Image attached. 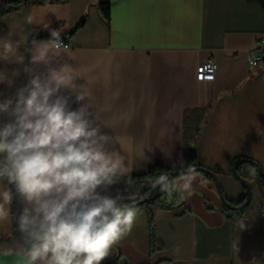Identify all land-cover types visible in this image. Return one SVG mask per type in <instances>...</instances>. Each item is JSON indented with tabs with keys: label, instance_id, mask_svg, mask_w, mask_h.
<instances>
[{
	"label": "crops",
	"instance_id": "1",
	"mask_svg": "<svg viewBox=\"0 0 264 264\" xmlns=\"http://www.w3.org/2000/svg\"><path fill=\"white\" fill-rule=\"evenodd\" d=\"M7 1L12 0H0V6ZM25 1L19 10H0V38L10 32L12 40L27 37L19 48L25 65L32 41L50 39L52 30L69 43L72 59L61 60L76 67L82 77L76 83L87 85L102 131L133 169L130 186L121 182L106 194L119 191L125 203L136 199L150 187L140 178L150 167H171L189 150L218 175L231 201L244 192L232 173L237 158L252 159L264 171V61L256 68L250 64L264 39V0ZM101 4H109L110 20ZM211 59L218 67L215 80L199 81L198 67ZM13 71L19 74L12 76ZM2 73L13 83H0V101L14 98L31 78L16 63L0 61ZM69 103L73 110L80 106L74 95ZM7 121L0 115V123ZM141 150L149 161L141 160ZM202 177L177 208L137 209L131 232L102 263L118 257L114 264H264V195L258 179L246 177L252 201L240 217L246 225L240 230L237 219L223 212L216 181ZM19 239L14 219L0 226V252ZM0 264L23 261L0 254Z\"/></svg>",
	"mask_w": 264,
	"mask_h": 264
},
{
	"label": "clouds",
	"instance_id": "2",
	"mask_svg": "<svg viewBox=\"0 0 264 264\" xmlns=\"http://www.w3.org/2000/svg\"><path fill=\"white\" fill-rule=\"evenodd\" d=\"M11 35L0 38V61L24 65L31 78L14 98L0 101V115L8 117L0 123V226L14 219L20 233L15 245L0 254L17 255L23 264H102L137 218L135 197L125 203L119 191L106 194L121 182L130 186L133 169L102 131L87 85L76 83L82 78L76 67L61 60L72 57L60 31L32 41L28 65L19 52L27 37L12 40ZM29 65L44 66V71ZM0 83L11 86L13 81L2 73ZM73 95L80 105L74 110L69 103ZM140 157L149 161L143 150ZM197 180L203 183L201 173L181 157L149 183L152 190L188 199ZM14 200L21 205L16 213ZM236 227L246 228L244 218L236 220ZM237 243L233 248L238 252Z\"/></svg>",
	"mask_w": 264,
	"mask_h": 264
},
{
	"label": "trees",
	"instance_id": "3",
	"mask_svg": "<svg viewBox=\"0 0 264 264\" xmlns=\"http://www.w3.org/2000/svg\"><path fill=\"white\" fill-rule=\"evenodd\" d=\"M25 2H26L25 0L7 1V2H4L0 6V10L2 11L3 14H7L10 12L19 10L25 4ZM100 9H101V12L104 14L105 18L107 20H110L109 4H101ZM185 161L187 163L194 164L197 171L208 179L215 180V177H218V175L215 172H213L211 169L199 163L194 150H189V152H187ZM170 168L171 167L155 165L153 167H150L147 173L140 178L147 179L150 182V180L153 177L159 175L161 171L168 170ZM233 169L236 170L237 175L234 174ZM232 173H233V176L240 182V184L243 187L244 192L241 198L238 201L228 200L224 196L222 187L219 189V192L224 202L223 212L225 213L227 218L231 220H236L244 215V213L246 212L247 208L250 206L251 201H252L251 185L249 184V186H245L241 182L240 178L246 180V177L248 175H254L257 179H260L261 188L264 192V171L258 162L252 159L246 158V157H239L235 160V162L232 165ZM172 175L173 177H175L177 173L173 172ZM160 192L161 191H159L158 189L152 190L149 187L142 195L136 198V208L137 209L139 208L149 209L150 206L156 205L159 208L170 210V209H174V208H177L183 205V202H181V199L178 194L165 193L164 195L160 197H156ZM18 204H19L18 200L13 201L14 213L18 212ZM149 215H150L149 221L151 224V234H152V240H153L154 239V223H153V218L150 213ZM117 258L118 257L110 261L103 262L102 264H114L117 261Z\"/></svg>",
	"mask_w": 264,
	"mask_h": 264
},
{
	"label": "built area",
	"instance_id": "4",
	"mask_svg": "<svg viewBox=\"0 0 264 264\" xmlns=\"http://www.w3.org/2000/svg\"><path fill=\"white\" fill-rule=\"evenodd\" d=\"M66 45H69L68 42H63ZM264 61V39L261 42L260 47L255 50L250 59V64L252 68L259 67ZM217 64L211 59L201 64L197 69V79L199 81L213 82L215 80L217 72Z\"/></svg>",
	"mask_w": 264,
	"mask_h": 264
},
{
	"label": "water",
	"instance_id": "5",
	"mask_svg": "<svg viewBox=\"0 0 264 264\" xmlns=\"http://www.w3.org/2000/svg\"><path fill=\"white\" fill-rule=\"evenodd\" d=\"M233 172H234L235 175H237L235 169H233ZM240 180H241V182H242L245 186H249V182H248L247 180L242 179V178H240ZM215 181H216V184H217L218 188L220 189V188H221V184H220V182H219V178H218V177H215ZM257 183H258V186H259L260 190L262 191V193H263V195H264V192H263V190H262V188H261V181H260V179H258ZM164 194H165L164 192H160L156 197H160V196H162V195H164ZM20 208H21V205H20V203H19V204H18V212H19ZM15 226H16V225H15ZM16 232H17V235L20 237V233H19L17 230H16Z\"/></svg>",
	"mask_w": 264,
	"mask_h": 264
}]
</instances>
